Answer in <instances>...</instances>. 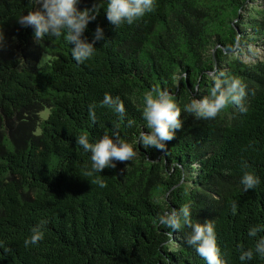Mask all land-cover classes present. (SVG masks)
I'll list each match as a JSON object with an SVG mask.
<instances>
[{
	"label": "trees",
	"instance_id": "1",
	"mask_svg": "<svg viewBox=\"0 0 264 264\" xmlns=\"http://www.w3.org/2000/svg\"><path fill=\"white\" fill-rule=\"evenodd\" d=\"M93 3L101 10L84 36L91 41L99 25L105 38L77 64L63 36L36 42L17 23L36 0H0V264H205L185 243L190 227L169 235L156 220L182 205L194 223L213 224L223 264H241L240 250L264 236L247 235L264 225V59L234 54L264 42V0H155L152 12L117 28L106 20V0L77 7ZM220 72L244 85L240 103L211 119L184 113ZM153 89L167 90L181 108L182 127L164 151L136 143L147 132L143 96ZM105 94L123 103V117L102 104ZM113 133L137 157L86 176L89 154L75 138ZM245 170L259 176L255 189H243ZM40 222L43 239L25 247ZM243 264L264 259L254 253Z\"/></svg>",
	"mask_w": 264,
	"mask_h": 264
},
{
	"label": "clouds",
	"instance_id": "2",
	"mask_svg": "<svg viewBox=\"0 0 264 264\" xmlns=\"http://www.w3.org/2000/svg\"><path fill=\"white\" fill-rule=\"evenodd\" d=\"M38 8L28 11L17 19V23L24 28H31L36 42L45 36L61 37L71 46V57L80 64L89 59L95 50V43L104 40V31L97 25L92 33L91 41L84 36V32L90 21H94L101 8L99 3H93L91 7L79 9V0H36ZM155 0H106L103 9L106 20L116 28L122 23L131 25L134 21L154 10ZM213 86L208 95L200 99L192 98L185 104L183 111L192 114L196 119L215 118L229 104H239L244 96V85L235 77L225 76L223 72L212 76ZM198 91V89H196ZM118 116L123 117L124 106L118 98L105 94L102 101ZM142 119L147 132L140 131L136 143L144 149L155 148L158 151L166 149V142L171 141L177 130L182 127L181 108L177 106L167 90L153 89L143 96ZM88 118L95 123L96 114L93 105L88 106ZM133 124L132 120L128 125ZM84 153L89 154L90 168L86 176L101 173L105 168H116L117 162L130 161L136 152L132 144L122 140L117 133L112 136L104 135L95 142H90L84 134L75 138ZM242 169H247L246 162L241 163ZM260 178L251 171H243L240 183L244 190L255 189L260 184ZM95 183L103 188L102 179L96 178ZM232 211L235 213L236 204L233 203ZM156 220L159 225L172 230H180L182 226L191 228V232L185 238V243L192 246L205 264H223L220 259L219 248L213 224L193 222L191 209L188 205H182L179 209L172 208L162 214H158ZM44 222L37 223L30 229V236L23 241L24 246L35 245L43 239ZM264 232V225H255L247 230L248 237H256ZM3 251L9 249L5 246ZM264 259V236L255 241L252 248L241 249L238 259L243 264L251 261L253 254Z\"/></svg>",
	"mask_w": 264,
	"mask_h": 264
},
{
	"label": "rangeland",
	"instance_id": "3",
	"mask_svg": "<svg viewBox=\"0 0 264 264\" xmlns=\"http://www.w3.org/2000/svg\"><path fill=\"white\" fill-rule=\"evenodd\" d=\"M251 5L252 4H248V6H246V10L241 12L244 16L247 15L248 11L251 8ZM262 41L263 40H259L254 45L251 44V43L248 44L246 49L242 48L243 50H240L239 52L236 51L235 54H234V57H238L239 59H242V60H244L246 62H253L256 59H264V42H262ZM211 75H213V74H211ZM197 97H199V94H194L193 95L194 99H200V98H197ZM48 112H49L48 109L44 110L41 113V116L43 118H45L47 116ZM134 151L136 152V155L133 158L137 157V150L134 149Z\"/></svg>",
	"mask_w": 264,
	"mask_h": 264
}]
</instances>
